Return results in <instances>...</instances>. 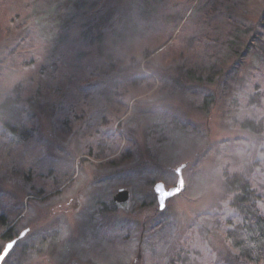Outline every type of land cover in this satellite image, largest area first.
Segmentation results:
<instances>
[{
  "label": "rangeland",
  "instance_id": "374dc122",
  "mask_svg": "<svg viewBox=\"0 0 264 264\" xmlns=\"http://www.w3.org/2000/svg\"><path fill=\"white\" fill-rule=\"evenodd\" d=\"M226 172L264 215V0H0L2 264H264Z\"/></svg>",
  "mask_w": 264,
  "mask_h": 264
},
{
  "label": "trees",
  "instance_id": "16d2710c",
  "mask_svg": "<svg viewBox=\"0 0 264 264\" xmlns=\"http://www.w3.org/2000/svg\"><path fill=\"white\" fill-rule=\"evenodd\" d=\"M16 104L17 100L8 98L1 105V121L14 135H17L23 126L18 119ZM245 126L251 130L254 128V124L249 121ZM225 183L234 193L231 206L240 216L237 224L232 223L233 221L229 223L231 228L228 230L227 238L242 258L255 263L264 262V215L259 209V196L252 189L249 180L240 173L229 175L226 172ZM8 226L7 216L0 213V232Z\"/></svg>",
  "mask_w": 264,
  "mask_h": 264
},
{
  "label": "water",
  "instance_id": "95a60500",
  "mask_svg": "<svg viewBox=\"0 0 264 264\" xmlns=\"http://www.w3.org/2000/svg\"><path fill=\"white\" fill-rule=\"evenodd\" d=\"M185 166H181L177 169L176 173L178 175V181L177 184L174 187H171L170 189H167L163 183H157L154 187V191L157 195L159 209L164 210L166 207V203L168 200L180 195L183 193L186 189L185 181L183 178V169ZM130 193L127 190H120L114 197V202L117 204H124L129 201ZM26 233L21 235L20 239H22L25 236ZM16 240H13L10 242L6 249L3 251V253L0 256V264L3 263L5 258L8 256V254L11 252L13 247L16 244Z\"/></svg>",
  "mask_w": 264,
  "mask_h": 264
}]
</instances>
